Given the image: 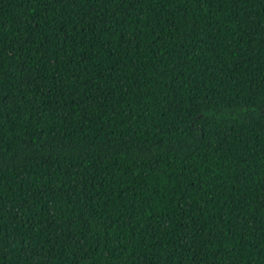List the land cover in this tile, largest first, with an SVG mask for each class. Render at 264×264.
<instances>
[{
  "label": "trees",
  "instance_id": "1",
  "mask_svg": "<svg viewBox=\"0 0 264 264\" xmlns=\"http://www.w3.org/2000/svg\"><path fill=\"white\" fill-rule=\"evenodd\" d=\"M0 264H264V0H0Z\"/></svg>",
  "mask_w": 264,
  "mask_h": 264
}]
</instances>
